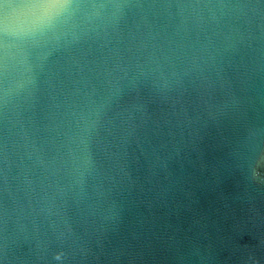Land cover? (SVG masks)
<instances>
[{"label":"water","instance_id":"water-1","mask_svg":"<svg viewBox=\"0 0 264 264\" xmlns=\"http://www.w3.org/2000/svg\"><path fill=\"white\" fill-rule=\"evenodd\" d=\"M0 264H264V0L0 32Z\"/></svg>","mask_w":264,"mask_h":264},{"label":"clouds","instance_id":"clouds-1","mask_svg":"<svg viewBox=\"0 0 264 264\" xmlns=\"http://www.w3.org/2000/svg\"><path fill=\"white\" fill-rule=\"evenodd\" d=\"M71 7L72 0H21L0 24V32L17 40L34 37L54 27Z\"/></svg>","mask_w":264,"mask_h":264}]
</instances>
